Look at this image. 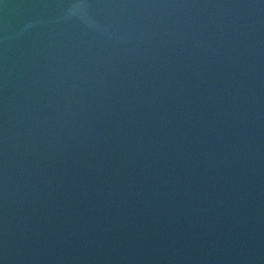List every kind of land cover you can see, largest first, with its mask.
Instances as JSON below:
<instances>
[{"label": "water", "instance_id": "water-1", "mask_svg": "<svg viewBox=\"0 0 264 264\" xmlns=\"http://www.w3.org/2000/svg\"><path fill=\"white\" fill-rule=\"evenodd\" d=\"M0 264H264V0H0Z\"/></svg>", "mask_w": 264, "mask_h": 264}]
</instances>
